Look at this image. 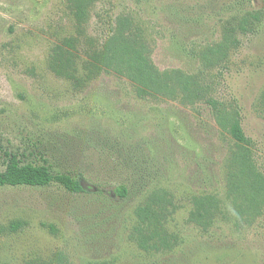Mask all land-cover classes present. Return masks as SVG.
I'll return each instance as SVG.
<instances>
[{"label":"rangeland","instance_id":"obj_1","mask_svg":"<svg viewBox=\"0 0 264 264\" xmlns=\"http://www.w3.org/2000/svg\"><path fill=\"white\" fill-rule=\"evenodd\" d=\"M71 16L67 0H0V172L16 155L83 188H0V264H264V206L229 191L236 148L215 112L238 114L264 177V0H97L82 30ZM115 25L184 94L87 76ZM69 40L73 76L55 54Z\"/></svg>","mask_w":264,"mask_h":264},{"label":"trees","instance_id":"obj_2","mask_svg":"<svg viewBox=\"0 0 264 264\" xmlns=\"http://www.w3.org/2000/svg\"><path fill=\"white\" fill-rule=\"evenodd\" d=\"M97 0H67L71 17L75 20V25L82 30L88 21L89 11ZM254 21L259 18L253 16ZM246 19L242 20L245 22ZM245 23H248L246 20ZM248 25V24H247ZM245 32L246 28L241 27ZM228 38H224L223 46L226 48ZM68 49L58 48L55 54L58 58L63 57L61 63L62 69L73 76L74 69L72 66L75 54V45L72 40L66 44ZM223 50L222 45L215 46L214 51ZM88 62L85 68L88 71L87 76L92 71L113 72L117 75L127 77L136 86V89L145 95H165L175 97L179 93L184 94L187 87V81L178 71L159 72L149 61L146 48L137 40H133L130 36H125L119 25H115L111 34L100 43L89 49ZM79 57V56H78ZM77 57V58H78ZM215 107V102H211ZM259 106L264 109V88L259 98ZM216 116L219 124L227 130L229 136L234 141L236 151L232 154L231 164L234 166L233 172L229 174L227 184L230 186L229 191L235 192L237 199L242 201L239 205L245 206V211H260L264 206V177L253 165L250 150V140L245 136L236 112L223 113L215 108ZM51 184H57L69 194H81L83 192L80 181L69 174L53 173L50 166L44 164H36L32 162H23L16 155H9L4 171L0 172V188L3 187H35L43 188ZM116 193L119 197H125L127 191L124 187L117 189ZM201 201V200H200ZM206 199L199 203L195 213L201 208L206 212ZM211 205L208 206V209ZM137 216L147 222L148 216L142 217L143 213H149L148 208L139 212ZM147 225H143L146 230ZM16 226H13L14 228ZM45 264H69L66 258L58 254L54 257V261Z\"/></svg>","mask_w":264,"mask_h":264}]
</instances>
